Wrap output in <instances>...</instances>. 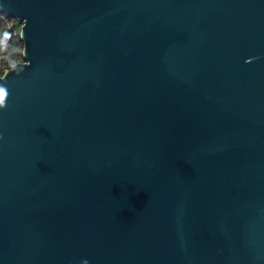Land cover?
<instances>
[{
	"label": "water",
	"instance_id": "1",
	"mask_svg": "<svg viewBox=\"0 0 264 264\" xmlns=\"http://www.w3.org/2000/svg\"><path fill=\"white\" fill-rule=\"evenodd\" d=\"M0 15V264H264V0Z\"/></svg>",
	"mask_w": 264,
	"mask_h": 264
},
{
	"label": "trees",
	"instance_id": "2",
	"mask_svg": "<svg viewBox=\"0 0 264 264\" xmlns=\"http://www.w3.org/2000/svg\"><path fill=\"white\" fill-rule=\"evenodd\" d=\"M21 26L17 20L0 15V76L14 64L24 61Z\"/></svg>",
	"mask_w": 264,
	"mask_h": 264
}]
</instances>
